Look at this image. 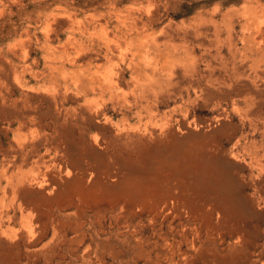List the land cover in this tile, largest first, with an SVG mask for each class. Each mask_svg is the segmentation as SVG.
Wrapping results in <instances>:
<instances>
[{
	"label": "rangeland",
	"instance_id": "374dc122",
	"mask_svg": "<svg viewBox=\"0 0 264 264\" xmlns=\"http://www.w3.org/2000/svg\"><path fill=\"white\" fill-rule=\"evenodd\" d=\"M0 212V264H264V0H0Z\"/></svg>",
	"mask_w": 264,
	"mask_h": 264
},
{
	"label": "bare ground",
	"instance_id": "6f19581e",
	"mask_svg": "<svg viewBox=\"0 0 264 264\" xmlns=\"http://www.w3.org/2000/svg\"><path fill=\"white\" fill-rule=\"evenodd\" d=\"M252 175V174H251ZM258 195V191L255 189V192H254V198L256 199L257 197H255V196H257ZM256 200H258V198L256 199ZM0 215H1V212H0Z\"/></svg>",
	"mask_w": 264,
	"mask_h": 264
}]
</instances>
